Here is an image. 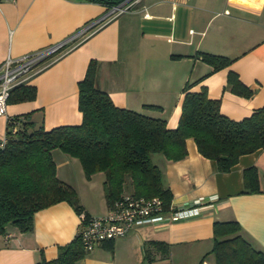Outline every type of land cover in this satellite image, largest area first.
Instances as JSON below:
<instances>
[{
  "label": "crops",
  "instance_id": "0c3cea01",
  "mask_svg": "<svg viewBox=\"0 0 264 264\" xmlns=\"http://www.w3.org/2000/svg\"><path fill=\"white\" fill-rule=\"evenodd\" d=\"M106 12L107 6L97 0H0V62L63 41ZM202 52L231 61L213 70L202 60ZM92 59L98 89L118 106L163 118L168 128L177 126L185 84L191 91L204 87L209 98L219 99L223 115L241 120L264 106V0H136L30 77L27 83L35 86L36 95L6 103L0 114V139L8 117L28 112L45 129L79 124L77 83ZM230 71L252 90L250 97L231 91ZM185 146L181 159L153 153L151 160L172 194L171 205L197 206L199 213L138 226L98 242L77 264H145L146 248L156 263L199 264L206 255L202 264H214L208 252L215 221L236 220L242 236L264 250V192H245L243 182V170L254 167L264 188V148L240 155L229 171L221 172L198 152L192 138H186ZM52 155L57 177L75 190L82 177L103 187L104 172L86 178L77 158L58 149ZM78 199L84 212L102 215ZM103 200L107 212L104 191ZM79 214L60 201L36 211L29 231L8 225L0 235V264L54 258L58 246L84 226ZM155 241L167 246L165 256L151 244Z\"/></svg>",
  "mask_w": 264,
  "mask_h": 264
},
{
  "label": "trees",
  "instance_id": "16d2710c",
  "mask_svg": "<svg viewBox=\"0 0 264 264\" xmlns=\"http://www.w3.org/2000/svg\"><path fill=\"white\" fill-rule=\"evenodd\" d=\"M97 1L109 9L124 0ZM201 58L213 70L231 61L206 52L201 53ZM95 74L96 61L92 59L77 83L79 124L45 129L31 119L30 112L7 118L4 142L0 145V235L8 225L21 232L31 230L34 213L60 201H67L78 213L84 212L76 190L57 177L54 149L77 158L87 178L98 171L105 173L103 191L108 205L121 194L130 193L157 196L167 209L172 194L151 154L181 159L186 155V138H192L198 152L217 171L227 172L240 155L264 148V106L241 120H232L220 112L219 99L209 98L204 87L191 91L185 84L177 126L168 128L163 118L116 105L106 91L95 86ZM227 84L231 91L244 97L253 93L234 72L228 73ZM35 95L34 85L21 84L10 91L6 103L32 100ZM145 107L160 108L152 104ZM243 182L245 192H264L254 167L243 170ZM213 238L208 253L213 255L214 264H264V250L255 248L242 236L236 220L215 221ZM151 244L164 256L167 254L163 242ZM149 250H145V264H170L156 263ZM87 252L79 230L72 240L58 246L54 258L33 264H77Z\"/></svg>",
  "mask_w": 264,
  "mask_h": 264
},
{
  "label": "built area",
  "instance_id": "2783aa9c",
  "mask_svg": "<svg viewBox=\"0 0 264 264\" xmlns=\"http://www.w3.org/2000/svg\"><path fill=\"white\" fill-rule=\"evenodd\" d=\"M135 1L124 0L110 7L104 15L86 23L63 41L19 57L7 56L1 61L0 114L5 113L6 100L14 87L27 83L33 74L55 61L70 47L76 46L110 18L129 10ZM3 138L0 145L4 142ZM199 211V207L191 205L175 208L170 204L164 209L162 200L157 196L143 197L123 193L108 205V210L103 215L85 217L84 212L79 214L80 221L84 224L80 230V238L84 248L89 251L96 243L125 235L135 227L176 221L197 215Z\"/></svg>",
  "mask_w": 264,
  "mask_h": 264
},
{
  "label": "rangeland",
  "instance_id": "374dc122",
  "mask_svg": "<svg viewBox=\"0 0 264 264\" xmlns=\"http://www.w3.org/2000/svg\"><path fill=\"white\" fill-rule=\"evenodd\" d=\"M98 182L99 181H97V186H92L89 181L82 177L76 182V191L78 197L81 198L84 203L87 205L90 204L92 209L94 208L97 213L102 212L101 214L103 215L106 213V206L103 200V187L98 186Z\"/></svg>",
  "mask_w": 264,
  "mask_h": 264
}]
</instances>
